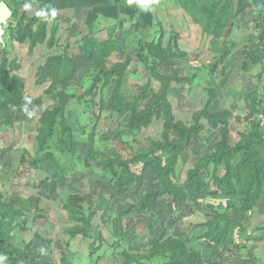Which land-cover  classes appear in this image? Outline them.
I'll list each match as a JSON object with an SVG mask.
<instances>
[{"label": "trees", "instance_id": "16d2710c", "mask_svg": "<svg viewBox=\"0 0 264 264\" xmlns=\"http://www.w3.org/2000/svg\"><path fill=\"white\" fill-rule=\"evenodd\" d=\"M169 1L173 2L175 8L181 9L191 22L199 27L203 35L228 37L234 23L237 0ZM157 2L158 5L147 0H115V3L134 11L131 23L116 20L104 26V18L100 17L101 28L94 27L92 33L84 36L81 48L84 63L95 68L94 76L82 98L88 109L89 119L87 130L80 127L87 137L88 144L84 163L88 166L90 159L99 154L95 146L96 128L99 121L108 118L109 114L119 112L127 115L126 123L117 125L111 131L110 137L112 141L127 145L128 148H131V145L124 136L132 137L136 142L141 131L154 119L162 120L161 139L148 137L145 145L131 148L133 151L127 158L123 159L114 154L100 161V166L112 176L110 182L115 192L132 190L137 180L142 179L149 170L154 174V183L160 188L148 193L145 201L136 204L143 210L151 211L152 203L166 196V206L170 210L175 207L173 198L178 200L181 214L174 217L182 218L200 211V199L207 194L211 198L223 196V205L209 203L207 207L210 212L204 214V221L193 225L194 229H202L197 238L208 248V257L214 258L217 254L228 251L237 235L248 234L245 219L264 201V121L261 115L264 96L257 91L244 93V113L235 115L230 109L217 105L213 88H205L206 101L200 109L191 114L190 121L177 119L169 99V88L173 82L179 86L193 83L200 70L180 76L163 74L159 70L164 63L174 58L182 59L187 54L178 46L180 34L176 33L174 28L167 32L164 30L159 12L166 2ZM10 9L12 18L16 19L15 26L9 28L10 35L20 43L27 41L28 52H33L42 44L48 48L57 45V29L54 25L48 27L49 16L19 15L17 8ZM167 9L169 8L166 7L165 10ZM141 12L151 13L150 24L141 22ZM122 27L133 31V37H137L136 46L126 51L122 61L108 64V58L118 44V30ZM104 28L107 29L108 36L103 38L101 35L98 38ZM124 45L129 47V39L125 40ZM262 45L264 43L260 42L255 48L261 58L264 55L260 51ZM133 57L137 58L142 67L144 83L128 107L124 98L123 82L132 66ZM78 67L79 62L71 57L66 49L46 57L36 71L35 80L37 85L46 84L43 91L51 100L43 106L44 98L41 95L33 99L25 92L24 82L17 74L20 68L18 60L9 59L5 55L1 58L0 111L5 114V123L12 122L11 113L15 107L30 102L39 107L33 151L22 149V159L30 165L50 160L63 175L76 169L77 148L72 126L66 117V107L72 98L79 101L76 93L67 91V86L75 77ZM132 70L137 71V67ZM217 71L218 63L215 64L214 70L205 72L215 81ZM153 82L157 83L156 87ZM108 86H112V89L105 97L104 90ZM231 121L244 124L243 129L237 130V140L233 144L230 143ZM207 127L219 134L218 139L214 140L197 160L191 161L183 178H180L177 166L183 152L190 147L195 154L194 142H207L203 137ZM101 138L107 137L101 135ZM134 167L137 170H134ZM202 170L206 171L207 178L201 176ZM60 201L68 220L72 222L67 228L68 238L81 236L90 241L87 255L89 261L84 264H97L100 261L101 258L95 254L103 244L112 248L113 252L121 250L122 264H205L202 250L197 247L190 248L187 242L170 228L172 223L168 221H161L159 224L160 235L157 240L141 245L127 240L129 234H136L137 222L129 229L119 225L121 218L130 210L121 212L116 217L106 216L103 221L110 237L108 239L101 228L92 222L96 210L90 206L89 213L85 214L83 196L67 194L61 196ZM25 216L27 212L16 206L14 199H6L0 190V263L5 258L9 264H58L49 262L45 257L40 258V249L30 247L33 239L25 241L19 236L18 232L23 227L21 219ZM43 216L42 210L35 208L33 220ZM144 220L146 216H142L140 221ZM109 221L113 222L114 228L108 227ZM259 230H264V223L253 227L248 235L251 237L252 233ZM35 237L44 243H51L39 234H35ZM21 245L24 246L23 249ZM24 258L25 262L22 263ZM59 262L72 264L65 252H61Z\"/></svg>", "mask_w": 264, "mask_h": 264}, {"label": "rangeland", "instance_id": "374dc122", "mask_svg": "<svg viewBox=\"0 0 264 264\" xmlns=\"http://www.w3.org/2000/svg\"><path fill=\"white\" fill-rule=\"evenodd\" d=\"M151 4L157 0H147ZM166 4H170L172 8L165 11V6L160 10V20L164 30L167 32L168 27L175 26L176 30L181 25L185 28L184 24V12L175 8L173 2L165 0ZM8 6L12 8L17 5L14 0H6ZM15 5V6H14ZM46 16V15H44ZM49 16V15H48ZM68 18V17H67ZM186 18V17H185ZM99 20L100 17H99ZM11 21L14 25L15 20L12 17L6 22ZM51 23L54 26H58L56 37L58 39L57 45L53 48H48L45 44L38 45L33 52H28V42L20 43L15 37L7 35L5 39L0 41V61L3 55L9 59L16 58L20 65L17 74L22 78L25 85V92L36 99L38 96L44 98L43 106H46L51 100L44 94V85H37L36 71L40 65L43 64L46 57L55 52L66 49L71 57H75L79 62V70L76 71L75 77L69 82L67 91L69 93H76L79 101L72 98L66 107V117L68 122L72 126L75 144L76 154L75 159L77 162L76 169L63 175L58 172L54 164L48 160L36 165H30L22 159V149L27 148L31 152L33 151V137L36 132L37 118L39 107L34 102L26 103L21 106L15 107L11 113L12 122L5 123V114L0 111V190L6 199H14L16 206L21 207L27 212V216L21 219L23 227L18 232L19 236L25 241L31 239L30 247L33 249H40L41 256L45 257L49 262H56L60 264L59 259L61 252H65L69 256V261L72 264H84L89 261L88 246L89 240L78 236L73 239H69L67 235V228L72 224L68 220L67 214L62 207L60 197L67 194H78L84 197V211L85 214L89 213V207L92 206L96 210V215L92 222L94 225H98L101 228L104 236L108 239V230L104 227L103 219L106 216L116 217L121 212L128 211L120 220L119 225L124 229H129L135 222L136 234H129L127 240L136 242L141 245L149 244L159 238L160 229L159 224L161 221L172 223L170 228L182 237L187 242L190 248L197 247L202 250L203 259L205 264H264V230H259L252 233L251 237L248 235L251 233L253 227L258 226L264 222V208L252 212L245 222L248 226V234L237 235L234 238V244L231 245L228 251L217 254L214 258L208 257V248L203 244L201 239L197 238V234L202 231L201 228L194 229L192 225L204 221V214L210 212L207 205L216 204L223 205L224 197L217 196L216 198L203 197L201 202L202 209L195 211L192 215L187 217L178 216L181 214L180 203L173 198L175 207L174 210H170L166 206V196L160 197L157 201H154L151 205V211L143 210L136 204L142 203L146 200L148 193L158 190L160 187L154 183V174L149 170L144 174L142 179H138L134 185V188L130 191L121 190L114 191L110 182L112 176L108 171H103L100 166V161L111 157L112 155H119L121 158H127L133 150L138 148L139 145H145L147 138L161 139L162 133V120L154 119L152 123L144 128L138 140L133 141L132 137L124 136V139L129 141L131 148L127 145L112 141L110 134L117 125H123L126 123L127 115L122 113H112L108 115V118L101 119L96 128V141L95 146L99 151L98 155L93 156L90 159V164L87 166L84 163L86 151L88 148L87 137L81 132L80 127L88 129V109L85 103L82 102L84 92L88 88L92 77L94 76L95 68L93 65L84 63L82 45H83V30L78 32L80 34L72 35L69 37V30L66 26L69 24L58 25L59 23L48 20V27ZM112 20L108 25L112 24ZM6 24V25H7ZM100 22L94 24V27H99ZM191 26V25H190ZM6 27V26H5ZM60 28V29H59ZM124 28V27H122ZM86 33L88 31H85ZM89 34V33H88ZM138 34V32H135ZM107 37L108 32H104ZM140 35V33H139ZM101 37V33L98 38ZM136 38L129 39V49L136 46ZM203 47H206L208 39H206ZM232 48V47H231ZM127 49V50H129ZM207 49V48H206ZM204 48V51L206 50ZM200 51V50H199ZM198 55L200 53H197ZM196 54V55H197ZM209 53L207 52V57ZM120 57V58H118ZM123 58L120 54H114L108 58V64L116 62ZM204 59L203 57L193 64V67H188L185 71V59H178L175 67L169 66L172 72L175 74L186 75V72L194 71V66L199 65ZM208 61V60H207ZM137 58L133 57L132 66L125 75L123 82L124 98L128 107L133 99V96L139 92V87L144 83L142 67L139 65ZM137 67V71H133L132 68ZM174 69V71H172ZM191 69V70H190ZM219 71V70H218ZM166 72V70H164ZM229 72L226 71L225 75L220 76L224 78L229 77ZM218 77V76H217ZM236 77V72L232 73L229 81H233ZM216 80V76H215ZM198 81V79L196 80ZM154 86H157L156 82H153ZM199 85L194 83H185L181 86L172 83L169 88V99L173 107V112L177 119L190 121L191 114L202 107L206 101L207 92L203 89V85H208L210 82L202 78ZM153 86V87H154ZM112 86L106 87L104 90V96L107 97L111 92ZM237 98V95H236ZM241 111V108L240 110ZM31 113V114H30ZM234 114H237L235 109ZM243 124H237L234 121L230 122V143L233 144L237 140V130L243 129ZM214 134L216 131L205 129L203 137L207 142L195 141L193 148L196 153H192L191 148H187L183 154L181 161L177 166V171L180 178H183L185 170L190 167L191 161L197 160L202 154L209 149V142L217 139ZM101 135H105L107 138H101ZM134 170H137L134 167ZM201 176L207 178V173L202 170ZM35 208L42 210L44 216L33 220ZM148 213V214H147ZM142 216H146L144 222L140 221ZM139 219V220H138ZM144 223V224H143ZM114 228L112 221L107 223ZM35 234H39L45 239H49L51 243H44L41 239L35 237ZM249 236V237H248ZM23 249L24 246L21 245ZM120 249L113 252V249L103 244L102 248L95 254L101 259L97 264H122L123 257L120 254ZM116 258V260H115ZM25 262V258L22 263ZM0 264H9L5 258H3Z\"/></svg>", "mask_w": 264, "mask_h": 264}, {"label": "crops", "instance_id": "0c3cea01", "mask_svg": "<svg viewBox=\"0 0 264 264\" xmlns=\"http://www.w3.org/2000/svg\"><path fill=\"white\" fill-rule=\"evenodd\" d=\"M1 1L5 2L6 0H0V2ZM14 1L17 2V5L14 6L17 8L19 15L25 14L33 16L43 12L46 13V16L49 15L48 20L51 19L53 22L55 21L59 23V26L62 25V23H68L69 25L66 27L69 30V37L80 34L78 32H81V30H83V38L88 33H92L95 22H99V17L104 18V22L102 23L101 21L104 26H106L111 20L112 22H116V20L117 22H120V20H126V22L131 23L132 18L134 17V11L132 9L115 3V0ZM26 4L30 5V7L25 8ZM235 4L236 12L233 21L234 23L228 37H208L203 35L199 27L192 23L189 17L185 14V16H183L185 28L179 25L180 28L176 30L175 26L170 25L167 31L174 28L175 32L180 34L178 46L180 50L186 52L187 54L184 58H182L186 61V65L184 66L185 71H187L188 67H193V64H195L197 60L202 57L204 58L199 65H195L193 68L194 71L200 70L197 78L198 81H196V79L193 83L199 85L202 78L205 80L207 79L210 83L206 86L203 85V89L213 88L215 90V100L220 108L230 109L233 113L235 112V109H237V114H243L242 95L244 93L257 91L262 93L264 96V55L261 58L259 52L255 49L260 42L264 43V0H237ZM163 6L172 8L170 4L166 3L163 4ZM52 9H55L54 16L51 14ZM165 11H168V9ZM151 17L150 12H141L139 14V19L143 24H150L152 19ZM128 23H126L125 26H127ZM6 24L3 25L4 32L2 34V39H5L6 36L10 34L9 28L15 26V24L13 25L11 21L7 25ZM53 25L54 23H51V26ZM57 27L58 26H56V29H58ZM105 28L102 29V31L104 30L103 32L101 31L103 38H106L104 32H106L107 29ZM85 31L88 32L86 33ZM133 36V31H129L128 28H119L117 34L118 44L110 56L120 54L123 58L117 61H122L127 53V49H129L124 45V42L126 39H130ZM206 39H208V42L206 43V47H203L205 41H207ZM204 48H207L206 52L204 51ZM260 51L264 54V45L261 46ZM207 52L209 53L208 57ZM197 53L200 54L198 55ZM178 59L181 58H174L171 61L164 63L159 69L161 73L178 76V74L167 72V70H171L169 66L175 67L174 69H176L175 61ZM217 63L219 71H217L215 75L216 80L213 81L210 79L207 72L214 70V66ZM80 67L81 66L78 67V70ZM174 69L172 71H174ZM164 70H166V72H164ZM226 71L230 74L229 77L227 76V78H224L223 80L220 76H222V74L224 76ZM235 72L236 77H234L233 81H229L232 73ZM188 74L189 73L186 72V75ZM180 75L183 74H179V76ZM240 108L241 111H238ZM261 115L264 121V103ZM214 136L215 138L219 137V134H214ZM213 141H210L209 144L211 145ZM263 208L264 201L263 204H261L255 211L262 210Z\"/></svg>", "mask_w": 264, "mask_h": 264}, {"label": "water", "instance_id": "95a60500", "mask_svg": "<svg viewBox=\"0 0 264 264\" xmlns=\"http://www.w3.org/2000/svg\"><path fill=\"white\" fill-rule=\"evenodd\" d=\"M12 17V10L4 1L0 2V41L2 42V34L4 32L3 25Z\"/></svg>", "mask_w": 264, "mask_h": 264}, {"label": "clouds", "instance_id": "9594fccd", "mask_svg": "<svg viewBox=\"0 0 264 264\" xmlns=\"http://www.w3.org/2000/svg\"><path fill=\"white\" fill-rule=\"evenodd\" d=\"M28 7H30V5H25V8H28ZM145 7H146V4H145ZM40 15H46V13H43V12H41V13H39ZM51 14L54 16L55 15V9H52V12H51ZM31 114V113H30Z\"/></svg>", "mask_w": 264, "mask_h": 264}]
</instances>
